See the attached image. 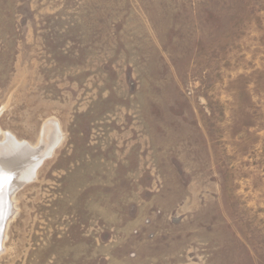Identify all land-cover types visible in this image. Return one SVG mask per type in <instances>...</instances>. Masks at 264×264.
<instances>
[{"label": "rangeland", "instance_id": "374dc122", "mask_svg": "<svg viewBox=\"0 0 264 264\" xmlns=\"http://www.w3.org/2000/svg\"><path fill=\"white\" fill-rule=\"evenodd\" d=\"M0 129V264H264V0H0Z\"/></svg>", "mask_w": 264, "mask_h": 264}, {"label": "bare ground", "instance_id": "6f19581e", "mask_svg": "<svg viewBox=\"0 0 264 264\" xmlns=\"http://www.w3.org/2000/svg\"><path fill=\"white\" fill-rule=\"evenodd\" d=\"M54 148L53 140L34 147L19 140L13 133L5 134V142L0 140V204L3 209L0 240L5 236L6 221L13 214V196L25 181L36 176L38 167Z\"/></svg>", "mask_w": 264, "mask_h": 264}]
</instances>
